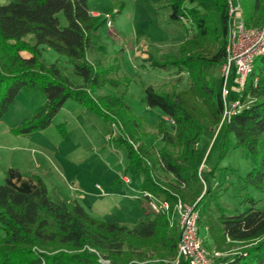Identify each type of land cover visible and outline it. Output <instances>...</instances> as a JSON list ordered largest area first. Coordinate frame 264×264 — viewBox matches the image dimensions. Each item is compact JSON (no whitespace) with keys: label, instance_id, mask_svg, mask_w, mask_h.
Here are the masks:
<instances>
[{"label":"trees","instance_id":"1","mask_svg":"<svg viewBox=\"0 0 264 264\" xmlns=\"http://www.w3.org/2000/svg\"><path fill=\"white\" fill-rule=\"evenodd\" d=\"M166 0L170 20L189 24L196 35L181 41L175 52L148 55L153 66L186 72V86L178 89L179 76L169 89L144 86L143 102L171 118L157 136L162 146L144 140L146 132L117 89L127 76L116 77L119 65L102 59L90 61L88 51L97 44L95 31L105 23L88 8V0H8L0 3V121L21 88L38 87L44 95L28 118L9 129L27 135L45 129L63 103L70 99L113 124L117 140L127 148L129 165L140 179L141 191L169 202L167 212L140 206L142 217L132 226L94 217L76 200H51L43 181L35 177L31 193L0 184V264H173L179 228L173 217L177 197L193 203L206 239L220 264H264V208L252 206L232 215L213 216L199 204L210 191L208 177L198 175L197 143L204 130L214 134L224 104L214 70L226 57L229 34L227 0ZM247 28L264 26V0H239ZM62 12L66 25L57 14ZM50 48L71 60L81 83L63 74L57 59L45 63L41 50ZM239 106L222 126V140L234 137L236 147L259 155L245 182L264 194V54L255 57L239 98ZM112 133V130H110ZM218 135L215 136V138ZM225 150L223 149V152ZM201 162V161H200ZM163 177H160V175ZM202 186L204 189H202ZM145 197H139L141 205ZM199 232V230H198Z\"/></svg>","mask_w":264,"mask_h":264},{"label":"rangeland","instance_id":"2","mask_svg":"<svg viewBox=\"0 0 264 264\" xmlns=\"http://www.w3.org/2000/svg\"><path fill=\"white\" fill-rule=\"evenodd\" d=\"M5 2L7 0H0V3ZM237 2L242 14L239 0ZM88 4L93 11L111 14L112 25L107 26L103 23L95 31L96 48L106 62L114 64L116 61L119 65L116 77H128V80H123V85L118 90L107 87L100 92L122 93L131 113L144 127L146 132L144 140L147 143L153 142L156 148H160L162 143L158 138L156 139L158 127L161 124L162 127L168 128L170 124L158 108H150L144 104L142 100L144 86L151 85L156 90L169 89L179 76L178 89H182L186 86L188 75L184 71L179 75L176 74L174 67L170 65L153 66L146 58L148 55L157 57L164 52H175L181 41L196 35L195 30L189 24L169 19L166 0H89ZM207 5V0H201L198 6L203 11ZM57 16L60 25H66L63 13L59 12ZM100 17L103 19L102 16ZM41 53L42 59L47 64L57 59L61 72L73 83L82 82V79L74 73L69 58L50 48H43ZM221 67L222 63L214 70L218 81L222 74ZM238 98L239 94L232 92L229 101ZM44 100V95L38 87L21 88L17 93L0 121V170L4 172L13 156L21 154L40 156L48 162L54 155L55 148L68 157L71 156L68 152L71 144L87 145L90 147L88 157H91L95 164L104 160L111 169L121 172L124 169L126 175L132 178L129 189L125 186L121 187L126 197L120 199L119 206L105 214L93 215L99 219L117 221L127 226L134 225L142 217L141 208L136 202L141 195V187L134 166L129 165L127 148L124 143L117 140L118 133H111L110 122L98 115L93 120L85 117L88 121L86 126L90 125L91 128L81 126L77 129L73 127L74 122H69L70 125H67L66 120H72V117H68L67 112L60 110L52 117L53 122L48 129L46 127L27 135H13L9 132V129L30 117ZM217 135L215 138L210 131L204 130L196 146L198 162L204 161L205 170L214 169L213 174L208 177L211 189L199 206L205 204L213 216L220 213L232 215L245 211L252 206L251 200L254 202V207L264 208V194L245 182L246 174L257 164L260 154H249L242 148L236 147L232 135H228L224 144L222 129ZM17 136L23 137L17 138ZM122 158L124 167L121 165ZM99 164L101 168V163ZM95 168L99 166L96 165ZM94 176L96 178L93 181H96L100 190L111 187L107 178H104L105 175ZM160 177L163 175L161 174ZM121 188L119 186V189ZM173 217L177 218L176 215ZM198 230L203 248L212 256V249L205 236L206 228L201 222ZM3 235L4 232L0 229V238ZM180 261L183 264L182 258Z\"/></svg>","mask_w":264,"mask_h":264},{"label":"crops","instance_id":"3","mask_svg":"<svg viewBox=\"0 0 264 264\" xmlns=\"http://www.w3.org/2000/svg\"><path fill=\"white\" fill-rule=\"evenodd\" d=\"M88 8L92 15L98 16L97 14H100L98 10H91L89 4ZM87 58L90 61L94 59L104 60L97 51L96 45L88 51ZM60 110L67 112L68 117H72V120H66L67 125H70L69 122H74L73 127H77V129L81 126L91 128L90 125L86 126L87 119L93 120L97 116L92 111L85 110L73 100H66ZM51 125L52 123L48 127ZM90 145L92 147V144ZM70 148L68 152L71 156L68 157L62 154L59 149L55 148L54 155L50 157V161L48 162L40 156L36 157L25 154L13 156L9 160L4 172L0 170V184H6L22 193H31L37 186L34 177L36 175L43 181L51 200L62 199L68 205L71 204L72 200H76L92 215L94 213L105 214L119 206L120 199L126 197V193L121 187L125 186L126 189H129L132 178L126 175L125 171H123L124 169L122 172L121 170L115 171L111 169L108 164H105L104 160L96 161L97 163L95 164V161L91 157H88L90 147H87V145L83 146L81 143H76L74 145L71 144ZM99 163H101V168ZM96 165L99 168H95ZM121 165L123 167L125 166L123 158ZM96 174L98 176L100 174L105 175L104 178H107L111 187L105 190L97 188L96 181H93L96 178L94 176ZM138 183H140V179ZM119 186L121 189H119ZM137 200L138 198L136 202ZM139 206L149 208L147 200H142V204Z\"/></svg>","mask_w":264,"mask_h":264},{"label":"built area","instance_id":"4","mask_svg":"<svg viewBox=\"0 0 264 264\" xmlns=\"http://www.w3.org/2000/svg\"><path fill=\"white\" fill-rule=\"evenodd\" d=\"M229 17V34L226 45V57L222 62L221 78L219 79L220 95L224 104V112L221 121L214 130L216 136L223 123L227 121L232 111L239 106L238 99L229 101L230 93L233 91L239 96L245 85L247 76L252 70L256 56L264 54V26L259 28H247L242 19L237 0H227ZM105 20L107 26H111V14L104 12L99 14ZM232 46V48H231ZM169 124L171 118L166 117ZM111 125L112 134L116 131ZM202 160L198 166V175L205 187L204 180L200 175V170L204 168ZM97 188H100L96 184ZM140 197L147 198L149 208L154 212H167L170 204L166 200H160L147 191H141ZM173 214L177 216L176 221L179 228V238L177 242V255L173 264H220L215 258L220 254L212 251V256L203 248L202 239L198 232L197 220L199 217L196 202L189 203L177 197L173 204Z\"/></svg>","mask_w":264,"mask_h":264}]
</instances>
